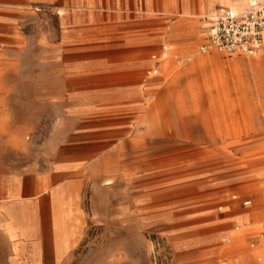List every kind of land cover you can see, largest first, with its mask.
<instances>
[{
	"label": "rangeland",
	"instance_id": "obj_1",
	"mask_svg": "<svg viewBox=\"0 0 264 264\" xmlns=\"http://www.w3.org/2000/svg\"><path fill=\"white\" fill-rule=\"evenodd\" d=\"M246 1L95 0L86 9L100 15L78 18L77 37L62 55L49 48L63 8L45 0L24 1L15 13L0 7V167L14 161L44 169L76 161V144L92 148L83 217L63 194L47 209L51 244L73 233L72 247L51 264H176L184 251L197 254L229 234L236 222L228 217L245 209L236 203L221 213L218 206L227 210L232 193L254 192L231 189L229 179L264 180L255 176L264 168V89L255 85L264 64L239 67L254 85L246 110L232 101L241 93L231 86L239 70L227 60L262 49L220 52L225 61L202 72L196 95L186 86L192 75L181 72L200 53L204 16ZM137 62L136 75L120 70ZM178 75V85L170 84ZM167 123L175 136L164 133ZM2 244L0 264H9ZM232 249L234 257L253 248L241 237Z\"/></svg>",
	"mask_w": 264,
	"mask_h": 264
},
{
	"label": "crops",
	"instance_id": "obj_2",
	"mask_svg": "<svg viewBox=\"0 0 264 264\" xmlns=\"http://www.w3.org/2000/svg\"><path fill=\"white\" fill-rule=\"evenodd\" d=\"M24 1L27 0H0V7L3 6L6 10L15 13L20 11V7L23 6L22 2ZM45 1H50L54 6L63 8L62 14L55 17L57 27L54 34V42H52L53 44L49 48L56 55H62L64 53L63 45L68 42V39L77 37V32L80 30L78 25L79 17H83L82 22L87 23L100 15L92 10L86 9L98 6L95 0ZM257 1L264 3V0ZM246 2L242 5H245ZM219 6H216L210 14L204 16L203 41L200 46L207 39L208 17ZM70 7H83L85 9L79 12V10L67 9ZM200 46V53L195 54L191 59L193 64L184 66L181 74L183 73L188 77L192 75L201 81L203 71L207 75L210 66L225 61V59L222 58L221 51L213 48L201 51ZM261 49V53L257 57L248 58L239 55L229 58L227 62L239 67L248 65L251 69L253 67H261L264 64V45H262ZM67 53L66 51L65 54ZM163 56L167 58L168 54L166 53ZM141 65L138 62L133 65L124 64L121 65L120 70L127 72L125 75L129 77L140 72L141 69L139 67ZM196 66L200 68V72L196 69ZM239 67H237L236 72H238ZM56 70L61 71L62 68L59 67ZM77 70L75 69L73 72ZM154 70L156 72L158 71L156 68L150 71L154 73ZM194 70L196 73L198 71L196 76L193 75L195 73ZM186 71L187 73H185ZM240 72L241 70L238 72L239 77L232 82L231 86L240 88L241 93L232 101L238 103L240 109L245 108L247 110L248 104L255 102L254 96L252 95V87L254 85L252 84L253 81L249 78H241ZM176 77H174L170 84L178 85L176 84ZM255 85L261 92L264 89V80H257ZM205 86H211V84L207 83ZM206 97L205 100L207 102L214 104L217 101L212 95H206ZM217 110L218 108L213 106L214 113H217ZM164 130L166 135L176 134L173 127L168 123L164 127ZM75 147L79 151V158L73 162L66 160L65 162H57L48 168L36 169L27 167L25 164L16 167L14 161H7L6 165L0 167V238L3 242L5 258L9 264H51L62 258L72 247L70 246L71 236H73L72 232L59 241L55 240L54 245L51 244L47 232L46 213L51 201H57L60 194H63L67 199V202L65 201L67 208L73 210L74 214L78 217H83L84 215L82 213L81 202L83 198L82 194H88V177L91 165L87 163L92 148L91 144L88 143L76 144ZM152 164L154 162H148L146 165ZM83 170L85 174H82ZM261 175L264 176V168L255 173L256 177ZM229 180L231 182V189H236L240 192L254 190V192L246 195L238 193L230 194L227 199L229 202L228 209L223 210V205H219V211L221 213L229 211L230 207L236 203L245 210L228 217L230 221L236 222L233 227L227 230L229 234L222 235L218 241L207 243L197 254H193L191 251H184L176 264H194L197 261L195 258L196 255L199 256L198 262L202 264H264V239H260L257 236L261 222L264 220V194H260L261 192L259 191L264 186V180L247 182V180L243 181V178L239 176H232ZM233 194H237L238 199H233ZM244 199H250L251 204L244 205L242 203ZM218 217L219 220L223 219L222 216ZM224 237H228L229 241H224ZM241 237L246 238L249 246L253 249L231 257L230 254L235 253L232 248H234ZM256 257H258L259 262L255 261Z\"/></svg>",
	"mask_w": 264,
	"mask_h": 264
},
{
	"label": "built area",
	"instance_id": "obj_3",
	"mask_svg": "<svg viewBox=\"0 0 264 264\" xmlns=\"http://www.w3.org/2000/svg\"><path fill=\"white\" fill-rule=\"evenodd\" d=\"M208 20L207 39L200 46L201 51L213 48L229 54L256 55L264 45V3L248 0L241 6L220 5ZM232 198L238 199V195L233 194ZM242 203L250 205L251 200L244 199ZM257 236L264 239V220Z\"/></svg>",
	"mask_w": 264,
	"mask_h": 264
},
{
	"label": "bare ground",
	"instance_id": "obj_4",
	"mask_svg": "<svg viewBox=\"0 0 264 264\" xmlns=\"http://www.w3.org/2000/svg\"><path fill=\"white\" fill-rule=\"evenodd\" d=\"M241 6V5H240ZM193 64V63H192ZM239 67V66H238ZM183 71V70H182ZM185 73H187V71L185 72ZM197 73H198V71H197ZM183 74V73H182ZM201 74V73H200ZM240 74V73H239ZM179 76V75H178ZM177 78V80H176V82H178V80H179V78H180V76L179 77H176ZM242 78V77H241ZM174 79V78H173ZM197 81H200V80H198L196 77H194V76H192L191 78H189L188 79V83L186 84V86H187V89H189L190 91H191V93H193V94H197V92H196V88L198 87V84H197ZM244 90V89H243ZM240 92H241V90H240ZM245 92V91H244ZM247 92V94H249L248 93V91H246ZM182 93V90H181V92H179V94H181ZM243 94V93H242ZM182 96V95H181ZM243 96V95H242ZM245 96H246V94H245ZM158 100V99H157ZM159 101V100H158ZM161 102V101H160ZM158 104V103H157ZM162 105V104H161ZM162 107V106H161ZM178 109H179V111H180V113H185L186 111H187V107H186V105L184 104V101L182 100V99H180L179 100V103H178ZM159 110V109H158ZM164 110H165V108H164ZM216 110V109H215ZM161 112V111H160ZM208 117V116H207ZM170 119V118H169ZM205 119V118H204ZM167 121V120H166ZM172 121V120H171ZM205 121V120H204ZM208 123V122H207ZM163 124V123H162ZM164 130V129H163ZM164 132H165V130H164ZM175 132V131H174ZM168 134H169V132H168ZM172 134V133H171ZM175 136V135H174Z\"/></svg>",
	"mask_w": 264,
	"mask_h": 264
}]
</instances>
